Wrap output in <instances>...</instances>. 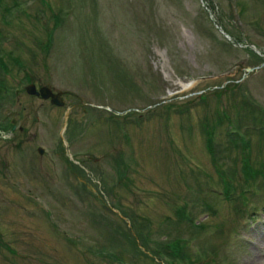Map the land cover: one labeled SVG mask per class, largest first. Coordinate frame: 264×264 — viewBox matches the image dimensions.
<instances>
[{"label": "rangeland", "instance_id": "374dc122", "mask_svg": "<svg viewBox=\"0 0 264 264\" xmlns=\"http://www.w3.org/2000/svg\"><path fill=\"white\" fill-rule=\"evenodd\" d=\"M0 57V264H264V0H0Z\"/></svg>", "mask_w": 264, "mask_h": 264}, {"label": "trees", "instance_id": "16d2710c", "mask_svg": "<svg viewBox=\"0 0 264 264\" xmlns=\"http://www.w3.org/2000/svg\"><path fill=\"white\" fill-rule=\"evenodd\" d=\"M256 54V53H255ZM0 66H4V63L2 62V59L0 57ZM249 124V123H248ZM246 125L245 127V134L247 135L246 137L242 136L240 141L243 144L246 145V147L250 146V141H248V136L251 132H254L255 130L257 132H264V123L260 122L259 119H253L252 121H250V124L249 125ZM233 133H237L238 132H234ZM209 141H207L208 143ZM248 146V147H249ZM251 147V146H250ZM252 152V151H251ZM251 152H250V155H251ZM257 158H251V156H247L246 158H244V164H243V169H245V171L247 172V175L249 176V178L254 179L257 177V175H260L261 177H264V163L262 162V160H258L257 163ZM118 173H120V169L118 170ZM191 222H193V218H191L190 220Z\"/></svg>", "mask_w": 264, "mask_h": 264}, {"label": "water", "instance_id": "95a60500", "mask_svg": "<svg viewBox=\"0 0 264 264\" xmlns=\"http://www.w3.org/2000/svg\"><path fill=\"white\" fill-rule=\"evenodd\" d=\"M247 69H251V67H247ZM26 90L29 93H35V94H39L41 97L43 98H47L50 97V100L54 103L57 104H63L64 100L61 97V91L58 90L56 92H54L48 85H41L39 86V88L37 89L34 83H30L28 85H26ZM40 152L43 151L42 148H38Z\"/></svg>", "mask_w": 264, "mask_h": 264}, {"label": "flooded vegetation", "instance_id": "af4514ba", "mask_svg": "<svg viewBox=\"0 0 264 264\" xmlns=\"http://www.w3.org/2000/svg\"><path fill=\"white\" fill-rule=\"evenodd\" d=\"M13 127H14V126H13ZM19 128H20V129H22V127H21V126H19ZM7 246H8V243H7Z\"/></svg>", "mask_w": 264, "mask_h": 264}]
</instances>
